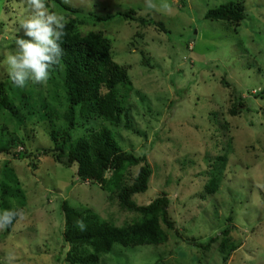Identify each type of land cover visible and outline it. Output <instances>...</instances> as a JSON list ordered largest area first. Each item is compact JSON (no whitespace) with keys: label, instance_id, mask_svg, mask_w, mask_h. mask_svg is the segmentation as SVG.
<instances>
[{"label":"rangeland","instance_id":"rangeland-1","mask_svg":"<svg viewBox=\"0 0 264 264\" xmlns=\"http://www.w3.org/2000/svg\"><path fill=\"white\" fill-rule=\"evenodd\" d=\"M59 1L82 15L133 10L137 17L163 22L168 30L140 28L122 18L95 22L88 17L79 26L81 34L101 32L111 42L113 59L130 66L133 129H111L124 151L146 156L152 169L147 190L132 200L147 205L164 194L180 234L169 231L168 241L156 247L114 244L98 264H221L217 247L226 226L238 246L226 264H264V0H153L155 9H148L145 0ZM231 2L244 6L238 27L204 18L207 10ZM165 3L168 9L162 7ZM47 6L64 14L54 1ZM27 14L25 0H0V84L9 81L5 58L14 51L17 35L23 36L17 28ZM49 88L48 83H26V124L18 126L0 108V138L14 141L9 154H0V182L9 162L25 196L24 205L11 199L10 208L26 212L10 232L0 231V264L8 253L16 256V264H67L63 202L89 208L116 226L136 218L109 199L110 191L79 181L76 165L42 154L52 148L44 109ZM58 88L46 107L60 117L63 92ZM234 103L242 107L232 116ZM102 125L101 120L79 121L73 138ZM227 152L220 188L208 195L204 186L210 160ZM17 153L22 157L15 159ZM213 238L217 240L211 243Z\"/></svg>","mask_w":264,"mask_h":264},{"label":"trees","instance_id":"trees-1","mask_svg":"<svg viewBox=\"0 0 264 264\" xmlns=\"http://www.w3.org/2000/svg\"><path fill=\"white\" fill-rule=\"evenodd\" d=\"M51 1L57 3L64 11L67 25L66 36L61 44L64 49L62 66L51 72L47 82L50 86L49 96L46 99H50L51 91L56 92L60 86L64 111L60 117L57 116L47 108L48 103L44 100L52 148L44 149L42 154H51L55 162L65 166L76 165V177L79 181L97 184L101 189L110 191L109 199H116L121 210L136 215L131 222L116 226L101 219L89 208L75 209L63 202V236L69 246L65 261L67 264H98L101 257L112 252L114 244L125 248L156 247L168 241L169 231L175 232L179 237L175 222L169 214V201L164 194L147 205H137L132 200L133 195L147 190L152 169L146 156H136L130 151H124L112 131L121 126L127 130L133 129L128 103V97L134 91L128 72L130 66L113 59L111 42L101 32L81 34L79 31V26L84 25L88 17L95 22L122 18L126 22H136L140 28L156 27L164 34L168 33L167 28L163 22L135 16L133 10L103 16L92 13L82 15L80 9L68 7L59 0H47L46 3ZM244 12L242 4L231 2L207 10L204 18L225 22L229 27H238L245 18ZM58 97L57 93L53 95L54 99ZM29 100V93L16 87L10 79L0 84V108L4 109L18 126L26 124L25 121L30 115ZM241 107L242 104L234 103L230 115L240 114ZM59 119L62 120V125L58 126ZM96 120L103 121L104 125L98 130H91L86 135L73 138L72 132L79 121L81 124H87ZM13 142L12 138H0V154H9ZM227 146L230 147V143H227ZM227 154L228 152L210 160V178L204 186L208 195L215 194L220 188ZM13 156H16L15 159L22 157L20 153ZM9 164L6 162L1 172V209H11V199L17 200L20 206L25 202L20 182ZM81 220L86 225L83 231L77 226V222ZM227 220L230 223L231 217ZM11 228L12 226L5 231L8 233ZM230 230L226 226L221 231L217 247L221 264H226L231 253L238 247L229 236ZM216 240L217 238H213L210 242ZM199 247L205 248L206 245Z\"/></svg>","mask_w":264,"mask_h":264},{"label":"clouds","instance_id":"clouds-1","mask_svg":"<svg viewBox=\"0 0 264 264\" xmlns=\"http://www.w3.org/2000/svg\"><path fill=\"white\" fill-rule=\"evenodd\" d=\"M28 14L20 22L17 32L23 36L15 39V49L5 58L8 77L18 88H24L28 81L34 84H46L51 72L62 66L64 49L61 47L66 36V18L50 11L46 0H25ZM148 9H155L153 0H145ZM168 9V4H163ZM26 212L22 208L5 209L0 212V231L7 230L14 221L23 220ZM80 230H85L84 222L78 221ZM4 264H16V256L8 253Z\"/></svg>","mask_w":264,"mask_h":264}]
</instances>
